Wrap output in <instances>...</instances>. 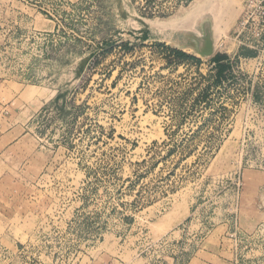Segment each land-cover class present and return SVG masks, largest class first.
<instances>
[{"label": "rangeland", "instance_id": "374dc122", "mask_svg": "<svg viewBox=\"0 0 264 264\" xmlns=\"http://www.w3.org/2000/svg\"><path fill=\"white\" fill-rule=\"evenodd\" d=\"M241 9L0 0V264H264V47L234 40Z\"/></svg>", "mask_w": 264, "mask_h": 264}, {"label": "built area", "instance_id": "2783aa9c", "mask_svg": "<svg viewBox=\"0 0 264 264\" xmlns=\"http://www.w3.org/2000/svg\"><path fill=\"white\" fill-rule=\"evenodd\" d=\"M233 38L247 49L260 50L264 47V0H242Z\"/></svg>", "mask_w": 264, "mask_h": 264}, {"label": "trees", "instance_id": "16d2710c", "mask_svg": "<svg viewBox=\"0 0 264 264\" xmlns=\"http://www.w3.org/2000/svg\"><path fill=\"white\" fill-rule=\"evenodd\" d=\"M177 54H179V55H183L181 52H176ZM184 56V55H183ZM228 60V58H221V57H219V56H217L216 58H215V60H214V62L215 63H217L218 64V73H220L222 70H223V68H224V64H223V61L224 62H226Z\"/></svg>", "mask_w": 264, "mask_h": 264}, {"label": "water", "instance_id": "95a60500", "mask_svg": "<svg viewBox=\"0 0 264 264\" xmlns=\"http://www.w3.org/2000/svg\"><path fill=\"white\" fill-rule=\"evenodd\" d=\"M208 52H210V48H208V50H207Z\"/></svg>", "mask_w": 264, "mask_h": 264}]
</instances>
